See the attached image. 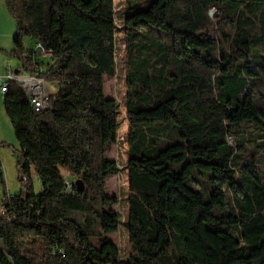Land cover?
Segmentation results:
<instances>
[{"label": "trees", "instance_id": "16d2710c", "mask_svg": "<svg viewBox=\"0 0 264 264\" xmlns=\"http://www.w3.org/2000/svg\"><path fill=\"white\" fill-rule=\"evenodd\" d=\"M5 3L14 68L57 88L41 111L17 82L4 96L27 183L8 193L0 158V264L121 263L111 239L90 240L120 223L106 191L119 172L107 157L119 103L105 94L118 30L130 123L126 264H264V0H152L120 27L114 0ZM37 44L51 56L37 59Z\"/></svg>", "mask_w": 264, "mask_h": 264}, {"label": "rangeland", "instance_id": "374dc122", "mask_svg": "<svg viewBox=\"0 0 264 264\" xmlns=\"http://www.w3.org/2000/svg\"><path fill=\"white\" fill-rule=\"evenodd\" d=\"M152 0H114L115 16L119 27L123 23L124 16L133 7L135 10L144 9ZM6 18V19H5ZM8 20V21H7ZM4 29L9 30L12 28L11 34V46L10 49L2 48L0 54H4L7 59L5 60L0 56V85L5 80L7 75V61L16 62V57H8L7 52L14 48L13 35L16 31V24L9 13H6V17L1 19ZM125 32L123 30L117 31V73L112 79H105V94L108 97H113L119 103V132L117 142L111 145L107 150V157L115 159L119 172L107 178L106 191L110 195H116L118 197V204L113 206L119 214V226L118 230L113 233H104L102 230H97L90 236L91 242L100 246L102 239H111L118 246L121 254V263L126 264V259L132 251V245L129 240L128 234V218H129V205L128 196L130 193L128 183V159H129V143L128 137L130 132V123L126 115L127 111V99H128V85H127V51ZM26 44L30 47L33 46L34 41L30 38L26 39ZM9 59V60H8ZM45 88L48 95L54 94L56 91V85L54 82L46 81ZM164 144L160 143V147ZM19 143L16 137L15 129L7 114L4 95L0 91V158L3 162L5 179H6V191L7 189L11 194L19 193L24 186V181L21 180L20 167L18 166V152ZM31 179L36 192L42 189V184L38 179L35 170H32ZM200 182L206 186H214L208 180L207 176H200ZM198 188L199 185L195 183ZM4 187L0 185V193H4ZM0 247H3V242L0 240Z\"/></svg>", "mask_w": 264, "mask_h": 264}, {"label": "built area", "instance_id": "2783aa9c", "mask_svg": "<svg viewBox=\"0 0 264 264\" xmlns=\"http://www.w3.org/2000/svg\"><path fill=\"white\" fill-rule=\"evenodd\" d=\"M35 49V57L37 59H44L51 56V52L42 44H37ZM11 82H17L20 84L24 92L29 96L36 111L51 107V95L47 94L45 88L46 81L43 78L27 73H20L11 64H8L7 75L0 85V91L4 96L9 91ZM23 179L24 184H26L27 178L23 177ZM5 200L6 197L3 194L0 195V212L3 211Z\"/></svg>", "mask_w": 264, "mask_h": 264}, {"label": "crops", "instance_id": "0c3cea01", "mask_svg": "<svg viewBox=\"0 0 264 264\" xmlns=\"http://www.w3.org/2000/svg\"><path fill=\"white\" fill-rule=\"evenodd\" d=\"M6 13H9L5 0H0V50L2 48L4 49H10L12 47L11 46V34H12V28L9 30L4 29L3 25H2V17H6ZM6 19V18H5ZM8 21V20H7ZM34 45V44H33ZM0 56L2 58H4L5 60L7 59V57L4 54H0ZM9 60V59H8ZM8 64H11L13 67L18 65V62H14L12 63V61H7V71H8ZM16 69V68H15ZM54 84L56 85V82H54ZM57 88V87H56ZM55 93V92H54ZM7 192L10 193V191L7 189ZM3 193H0V195H2Z\"/></svg>", "mask_w": 264, "mask_h": 264}, {"label": "water", "instance_id": "95a60500", "mask_svg": "<svg viewBox=\"0 0 264 264\" xmlns=\"http://www.w3.org/2000/svg\"><path fill=\"white\" fill-rule=\"evenodd\" d=\"M76 184H77V187H78L81 191H83V189H84V184H83V182H82L81 180H78V181L76 182Z\"/></svg>", "mask_w": 264, "mask_h": 264}]
</instances>
